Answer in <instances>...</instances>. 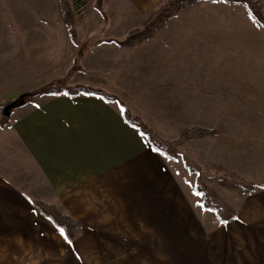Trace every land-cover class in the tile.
<instances>
[{
	"label": "crops",
	"instance_id": "0c3cea01",
	"mask_svg": "<svg viewBox=\"0 0 264 264\" xmlns=\"http://www.w3.org/2000/svg\"><path fill=\"white\" fill-rule=\"evenodd\" d=\"M149 1L142 0L141 5ZM85 23L89 30L77 29L76 46L67 33L61 39L68 53L65 77L72 74L73 78L90 79L95 74L98 82L63 84L99 88L116 96L146 124L169 127L176 134L194 125V119L207 120L203 126L220 132L218 138L204 144H209V150L212 144L215 147L211 159L249 181H264L262 84L253 85L255 101L242 111L239 106L248 89L243 92L238 83L239 87L233 89L235 97H228L231 89L227 83L210 82L209 49L197 55L208 54L200 65L192 49L176 48L178 41L167 38L169 32L165 31L170 25L160 32L161 38L157 35L130 51L115 49V59L113 48L102 43L96 48L103 56L95 58L93 16ZM29 38L35 39L39 49L35 51L38 59L32 61L34 76L49 65L48 18L46 31L43 25L40 37ZM80 48L85 52L78 59ZM91 58L103 60L104 67L88 66ZM76 60L79 65L72 71ZM183 62L192 68L184 69ZM131 66L134 70L125 75L127 83H123L120 70ZM197 68L202 69L200 73ZM128 78L136 83H129ZM172 83H185L184 90L178 91ZM47 84L0 80V115L4 104ZM231 98L238 100L233 105L235 111L228 106ZM37 104L40 107H35ZM116 106L95 97L59 95L38 96L23 107L12 108L8 124L0 127V264H82L78 251L82 246L141 247L145 246L141 244L145 232L155 236L157 232L159 240L164 232L172 241V233L186 231L183 226L193 224L175 176L166 172L160 155L151 150L145 138L123 121ZM29 200L54 205L80 222L81 230L71 246ZM237 200L229 201L238 220L252 231H263L264 190ZM179 214L184 222L178 221Z\"/></svg>",
	"mask_w": 264,
	"mask_h": 264
},
{
	"label": "rangeland",
	"instance_id": "374dc122",
	"mask_svg": "<svg viewBox=\"0 0 264 264\" xmlns=\"http://www.w3.org/2000/svg\"><path fill=\"white\" fill-rule=\"evenodd\" d=\"M165 1L150 0L148 4L143 6L141 5L142 0H86L84 7L75 5V0H68V3L74 14L76 31L77 29L80 32L82 30L88 31L89 28H86L85 21L88 17L93 16L94 49L101 43V45L106 44L104 41L108 39L122 40L131 29L139 26L140 19L147 11L164 4ZM253 1L264 14V0ZM98 5L104 12L106 21L102 18L100 22L99 17L101 15L97 11ZM47 18L51 33L48 70H45L44 67V72H39L33 76L32 61L34 58L35 60L38 59L35 51H39V49H37L35 39H30L29 36L40 37L43 25L44 31H46ZM168 25H170V30L165 31L166 33L169 32L167 38L171 37L178 41V44L175 45L176 48L192 49L195 55L194 60H199L200 65L205 63L208 54L200 57L197 55L209 49L208 51L211 53L208 55L210 82L227 83L231 89V92L227 94L228 97H235L233 96V89L239 87L238 83H241L243 92L245 91L244 88L248 89L242 95V103L239 106L242 111H245L250 103L255 101L254 92L251 91L253 85L260 83L264 86V29L254 25L243 8L224 4H205L192 9L186 8L183 9L177 19L169 21L160 32H163ZM171 31L173 32L172 36ZM160 32L157 34L158 38L162 37ZM64 33L67 32L61 19L58 0H0V80L2 83L7 81L8 83H50L52 81L78 83L88 80L93 81V83L98 82L95 74L90 79L73 78L72 74L65 77L67 74L65 58L68 53L62 45L61 39ZM107 45L113 48L115 56V49L118 48L113 44ZM44 50L46 55V48ZM83 51L84 49L80 48V52H77L78 59L84 54L85 51ZM96 51L98 54L95 58L103 56L102 51L97 48ZM108 51L106 50V55L109 54ZM95 58H91L88 66L103 68L105 62L103 60L97 61ZM219 61L220 64H218ZM77 64L78 60L75 61L72 71L77 68ZM182 67L187 70L192 68L187 62ZM129 70L126 67L120 70V78L123 83H127L125 75H129L134 68L131 66ZM201 70L197 68L196 72L200 73ZM204 72L206 73L207 70ZM87 77L88 75H86ZM128 82L136 83L129 78ZM172 84L175 87L170 85L171 89L174 87L178 91L184 90L185 83ZM228 97L227 101H229ZM247 97L248 101L246 100ZM233 98H231L232 102L228 104L231 111H235L233 105L238 103V100L233 101ZM8 104H4L3 109ZM124 106L131 112L129 107L125 104ZM116 107L118 108V105ZM131 113L135 115V113ZM135 116L139 117L138 115ZM2 118L3 113L0 115V121ZM188 121L191 123L193 119L189 117ZM194 121V125L182 129L193 127L211 129L202 125L207 124V120L197 118ZM143 123L163 141L176 140L182 131L181 129L176 134L169 127H152L144 121ZM214 130L220 133L218 129ZM213 139L215 138L188 141L178 147L176 159H179L180 163L168 161L160 156L163 168L175 176L180 187L179 190L183 193L182 200L189 208L188 213L193 224L183 226L187 229L186 231L181 230L172 233L174 238L172 241H170L171 238L167 233L163 232V238L159 240L157 232L156 236L152 232H145V240L141 241L142 243L139 242L145 246L141 247L117 249L82 246L78 248L83 259L82 264H264V230L252 231L248 224L239 220L235 222L236 219L228 223L227 226L221 225L211 212L197 207L196 202L199 200L201 203L200 197L192 195V189L184 183L185 179L193 180L195 183L196 178V175H189L184 167V160L200 166L206 176L215 175L213 171L205 167L206 164L221 166L228 172L236 174L242 181L254 183L242 177L240 173L229 166L211 159L213 156L211 151L214 149V153L215 147L212 144V148L209 150V144H204ZM204 146H206V151L203 150ZM177 171L180 173L179 176L176 174ZM205 181V184L213 189L219 198L233 208L238 217V213L230 201L238 199V202L240 198H248L249 196H241L237 192L221 188L216 183L207 182L206 179ZM180 214L177 215V219L179 222H184L182 220L184 217ZM260 228H264V225Z\"/></svg>",
	"mask_w": 264,
	"mask_h": 264
},
{
	"label": "trees",
	"instance_id": "16d2710c",
	"mask_svg": "<svg viewBox=\"0 0 264 264\" xmlns=\"http://www.w3.org/2000/svg\"><path fill=\"white\" fill-rule=\"evenodd\" d=\"M58 3L61 19L66 28L69 40L76 46L77 36L73 11L68 3V0H58ZM85 3L86 0H75V5L79 7H84ZM205 4H224L241 7L246 11L248 16L249 13H251L258 20L259 24L256 25L257 27L264 29V14L253 0H227L226 3L223 2V0L218 3H213V0H166L164 4L147 11L140 19L139 26L131 29L122 40L108 39L104 42L106 44H113L119 50L130 51L146 42L154 40L158 32L165 28L169 21L177 19L183 9H192ZM97 11L105 20L106 18L100 5L97 6ZM65 93H67V95H65ZM59 95H65L68 97L88 96L99 98L108 104H117L119 112L120 107L122 106L126 109L124 114H121L120 112L123 121L130 127L135 125V130H137L140 134L143 133V137L151 148H160L169 156H172L174 160L177 158L178 147L184 145L186 142L201 140L204 138H217L219 136V133L214 129L193 127L182 129L178 138L174 141H163L159 139L139 117L133 115L116 96L106 93L99 88L84 85L68 86L60 81H52L40 89L25 93L15 101L14 107H23L31 103L32 100L38 96ZM8 121L9 117L3 116L0 121V127L6 126ZM183 164L189 173H198L195 178V185H197L198 189L204 193V197L200 198L201 203L205 205L204 210H212L209 212L213 214L218 222L220 219H226L228 223H230L235 220L234 217H237V214L233 208L228 205V203L219 198L215 191L205 184V179L207 182L216 183V185L221 188L237 192L241 196H250L258 191L264 190L260 187L261 185H264V182L254 184L242 181L236 176V174L228 172L221 166L206 164L205 167L208 170L213 171L215 174L210 177L206 176L202 172L201 167L193 162L184 160ZM31 206L40 216L48 220L53 226L59 225V227H63L69 239L72 243L74 242L77 234L81 230V224L79 221L61 213L54 205L51 204L32 201ZM49 217H51V220H49Z\"/></svg>",
	"mask_w": 264,
	"mask_h": 264
},
{
	"label": "snow or ice",
	"instance_id": "6c2138e0",
	"mask_svg": "<svg viewBox=\"0 0 264 264\" xmlns=\"http://www.w3.org/2000/svg\"><path fill=\"white\" fill-rule=\"evenodd\" d=\"M218 2H221V0H213V3H218ZM223 2H227V0H223ZM249 19L252 20V23L254 25H258L259 22L258 20L251 14L249 13ZM65 95H67V93H65ZM35 107H40V105H35ZM120 112L121 114H124L126 112V109H124L122 106L120 107ZM132 127L135 129L136 126L135 125H132ZM141 135V139H143V133L140 134ZM153 152H156L158 153L160 156L164 157V159L168 160V161H173L175 163H180V160L179 159H175L172 157V156H169L167 153H165L164 151H162L160 148H152L151 149ZM178 176L180 175L179 171H177L176 173ZM189 175H198V173H189ZM184 183L187 184L189 186V188L192 189V195L196 196V197H200V198H203L204 197V193L202 191H200L198 189V186L195 185L194 181L193 180H188V179H185L184 180ZM262 189H264V185H261L260 186ZM30 203H32L31 200H29ZM196 205L197 207L201 208V209H205V205L200 203L199 200L196 202ZM209 211H212L211 209H207ZM234 219H239V217H234ZM49 220H51V217H49ZM219 223L221 225H224V226H227L228 224V221L226 219H220L219 220ZM54 227L56 228V230L58 231V233L60 234V236L64 239V241L69 245L71 246L72 245V241L69 239L68 235L66 234L65 232V229L63 227H59V225H54ZM78 259L80 258L79 256L77 257Z\"/></svg>",
	"mask_w": 264,
	"mask_h": 264
},
{
	"label": "water",
	"instance_id": "95a60500",
	"mask_svg": "<svg viewBox=\"0 0 264 264\" xmlns=\"http://www.w3.org/2000/svg\"><path fill=\"white\" fill-rule=\"evenodd\" d=\"M14 105H15L14 103H10V104L6 105V107L2 111L3 116L9 117L10 116V111L14 107Z\"/></svg>",
	"mask_w": 264,
	"mask_h": 264
}]
</instances>
